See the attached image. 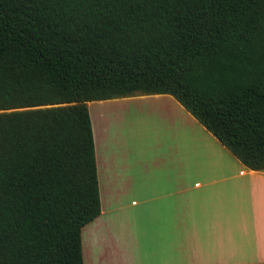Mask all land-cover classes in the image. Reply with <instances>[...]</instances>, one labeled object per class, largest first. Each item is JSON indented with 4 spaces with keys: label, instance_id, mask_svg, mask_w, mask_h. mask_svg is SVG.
<instances>
[{
    "label": "trees",
    "instance_id": "obj_1",
    "mask_svg": "<svg viewBox=\"0 0 264 264\" xmlns=\"http://www.w3.org/2000/svg\"><path fill=\"white\" fill-rule=\"evenodd\" d=\"M137 95L263 171L264 0H0V264H82L100 213L86 103Z\"/></svg>",
    "mask_w": 264,
    "mask_h": 264
},
{
    "label": "crops",
    "instance_id": "obj_2",
    "mask_svg": "<svg viewBox=\"0 0 264 264\" xmlns=\"http://www.w3.org/2000/svg\"><path fill=\"white\" fill-rule=\"evenodd\" d=\"M134 99L164 109L166 141L109 146V129L89 106ZM86 106L100 213L80 231L82 264L264 263V170L241 165L168 95ZM111 212L122 215L125 236L112 232Z\"/></svg>",
    "mask_w": 264,
    "mask_h": 264
},
{
    "label": "rangeland",
    "instance_id": "obj_3",
    "mask_svg": "<svg viewBox=\"0 0 264 264\" xmlns=\"http://www.w3.org/2000/svg\"><path fill=\"white\" fill-rule=\"evenodd\" d=\"M142 102L134 99L120 102L119 107L112 106L115 104L100 106L91 104L89 106L91 119L94 123L99 127L103 124L109 129V139H107L109 146H116L125 142L135 147L166 141V136L170 131H168L169 128L166 124L169 119L161 114L164 109L160 106H154L155 104L150 102H145V104ZM113 209H115L114 206L111 207V210ZM112 212L108 214L114 227L112 232L114 234L121 233L125 236L127 230L117 227L118 224H122L120 222L122 215H116ZM124 216L129 220L128 225L133 224V214ZM149 232L145 231L147 238H149ZM129 235H133L132 229L129 230Z\"/></svg>",
    "mask_w": 264,
    "mask_h": 264
}]
</instances>
